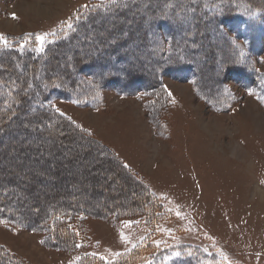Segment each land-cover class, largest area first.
<instances>
[{"label": "rangeland", "instance_id": "rangeland-1", "mask_svg": "<svg viewBox=\"0 0 264 264\" xmlns=\"http://www.w3.org/2000/svg\"><path fill=\"white\" fill-rule=\"evenodd\" d=\"M152 1L0 0V46L40 54L41 69L53 68L51 50L68 37L76 39L68 52L81 45L99 59L109 39L125 41L129 57L143 52L142 71L153 81L146 89L128 94L89 77L63 84L58 75L44 81L57 88L47 103L58 114L53 119L78 126L148 181L168 210L150 231L125 217L68 218L57 226L50 218L40 231L26 225L16 214L25 201L34 206L73 189L76 200L98 196L94 182L101 177L91 161L67 164L79 151L71 136L59 130L48 136L68 150L19 151L26 142L13 143L7 127L0 150L11 145L4 156L0 151V178L21 185L13 201L19 210H7L15 217L0 215V264H80L88 255L114 262L136 244L144 254L127 264H264V0ZM192 2H202L199 11L209 17H199ZM224 11V18L209 19ZM88 16L100 23L87 25ZM192 17L203 31L197 33L201 26ZM174 40L195 53H180ZM67 53L57 63L66 64ZM74 83L73 90L63 88Z\"/></svg>", "mask_w": 264, "mask_h": 264}, {"label": "trees", "instance_id": "trees-1", "mask_svg": "<svg viewBox=\"0 0 264 264\" xmlns=\"http://www.w3.org/2000/svg\"><path fill=\"white\" fill-rule=\"evenodd\" d=\"M153 1L155 2V0ZM127 3H130L129 5H131L132 8L139 7L138 9H140V6H142V4L138 2ZM199 3L192 2L191 7L193 10L199 11ZM145 4H148V2ZM126 5L127 4H121V7L126 8ZM142 8L144 11H147V7ZM227 13L228 11H224L221 14L222 17L216 15L209 19L217 21L220 18H224ZM210 14L209 12L203 11L199 13V17L205 16L207 18ZM88 18L90 21H87V25L94 23L96 20L90 19L91 16H88ZM99 20L98 18L96 22L100 23ZM191 21L201 26V28L197 30V33L205 27L200 22L199 18L194 19L192 17ZM81 26H83V23L80 27ZM111 27L106 28V30L111 29ZM118 27H121V25H118ZM113 30H115V28ZM119 31L120 30L117 29V32ZM174 39L176 40V38ZM70 40L71 37H68L56 42L59 48L57 50H51V56L53 57L51 58V65H53V68L49 69V67L45 65L42 67L43 70L41 69V64L39 62L36 63L37 60H41L40 54L38 55L31 50L20 53L12 48L0 46V131L2 130V132H0V142L5 140L4 130L7 129V127L8 129L12 128V132H15L14 138H10L13 143L19 140V137H23V140L26 142L24 147L19 148V151L26 149L29 152L41 153V151L49 149V147L50 149L54 147L56 151L68 150L67 145L58 144L60 146L58 148L54 142L51 143V138L48 136H51V134L56 135L57 130L60 131V135L63 134V136L66 137L71 136L73 139L70 141L71 143H74V141L79 143V151L78 153H72L70 156L72 159L69 158L67 164L81 165L89 161L91 162L87 164H95L94 167L99 171L98 173L101 177V182H94V186L98 187V196L92 195L88 198L86 197V199H82L83 196H81L76 200L75 197H73L75 193L74 189L72 192L66 193L64 197H62L63 195L60 190L54 191V193H51L49 196H43V199L35 202L34 206H28V203L25 201V205H23L22 208L26 211H21V208L19 212L17 211L19 207H15L13 201L17 192L15 190L19 188L21 184L14 180L7 181L5 178H0V215L3 211L5 214L9 215L7 216L9 218H12V216L15 217V215L18 214V218L20 217L23 223H26L28 226L31 225L39 231L46 225H50V223L47 222L50 218L54 220L53 224L57 226L59 224H65L68 218L74 219L77 217L107 218L114 221L123 217L128 219L133 218L134 220L139 219L144 222L145 226H147L150 231L153 224L156 223L155 221L162 218L168 211L164 202H162L160 197L154 192L148 181L134 172L106 145L89 136L87 132L71 122L65 125L53 119L52 116L58 114L49 110V104L47 102L50 97L53 96V91H57V88L51 89L54 87H48L44 83L45 80L54 79V77H58V75L62 76L63 80H65L63 84L70 81L73 82L76 78L79 79V82H85L86 77H89L101 83L110 84L111 82L112 86L117 87L119 91H129L128 94H136L143 88L146 89L149 84H153L151 78L147 76V71H142L147 67L144 58H142L143 52H139L136 58L130 53L131 57H129L128 53L130 51L123 49L125 41H120V44L116 45L118 42H115V40L109 42V39L107 40V43H109H106L105 47H103L106 52L102 53L103 57L99 59V54L86 52L84 49L82 50L84 46L82 47L81 45L68 52V50H70V43L76 41V39ZM175 40L173 43H177V47L183 48L181 45H178V41ZM206 41L205 43L212 48L213 43L209 42L207 38ZM154 48L153 50L150 49V51H147V54L151 57H154L156 54ZM187 48L192 51L191 54L195 53V48L193 49L192 47L190 49L189 44ZM187 48H183L180 53L183 51V53L185 52L186 55H188L189 50H186ZM65 53L70 54L71 59L66 62V64L60 65L59 62L57 63V57ZM45 54V57H50V53L46 52ZM191 54L188 56H191ZM164 70L166 75L171 72L169 66L165 67ZM42 81L44 84H42ZM74 86L75 83L73 85L68 84L66 87L63 86V88L73 90ZM33 122L36 124H32ZM30 123L35 126L34 128L37 126L39 127L34 130L31 128ZM26 134L28 136H25ZM46 137L48 138L46 139ZM41 138V143H39L38 139ZM3 145L2 151L0 150L2 155L4 154L3 150L8 148L11 142L7 145ZM43 163H49L47 158ZM59 163L62 164L61 162ZM61 168V172L66 171L62 166ZM30 187V189H32L33 186ZM77 192L79 195V189ZM100 195L103 200L100 199ZM13 207L15 211H17L16 214H8L7 210ZM28 211H30V213H26ZM132 248H134V250L127 254L125 258L118 259L119 261L107 262V260L102 261L96 259L94 256L88 255L82 259L80 264H127V260L137 259L144 254V252L140 251L139 247L137 248V244ZM7 262L9 263V261Z\"/></svg>", "mask_w": 264, "mask_h": 264}, {"label": "snow or ice", "instance_id": "snow-or-ice-1", "mask_svg": "<svg viewBox=\"0 0 264 264\" xmlns=\"http://www.w3.org/2000/svg\"><path fill=\"white\" fill-rule=\"evenodd\" d=\"M71 27V25H69ZM0 39H3V34H0ZM40 39H43V37H40Z\"/></svg>", "mask_w": 264, "mask_h": 264}]
</instances>
